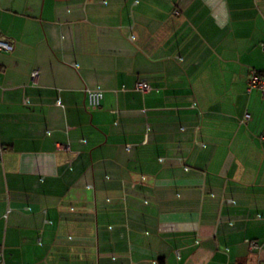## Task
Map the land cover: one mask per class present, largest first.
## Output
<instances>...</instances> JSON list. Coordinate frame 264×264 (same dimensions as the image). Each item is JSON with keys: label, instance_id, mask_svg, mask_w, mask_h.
Listing matches in <instances>:
<instances>
[{"label": "crops", "instance_id": "1", "mask_svg": "<svg viewBox=\"0 0 264 264\" xmlns=\"http://www.w3.org/2000/svg\"><path fill=\"white\" fill-rule=\"evenodd\" d=\"M0 33V264H264V0H0Z\"/></svg>", "mask_w": 264, "mask_h": 264}, {"label": "built area", "instance_id": "2", "mask_svg": "<svg viewBox=\"0 0 264 264\" xmlns=\"http://www.w3.org/2000/svg\"><path fill=\"white\" fill-rule=\"evenodd\" d=\"M262 51L264 52V45H261ZM13 51V45L0 33V53H11ZM37 71L31 73L30 80L35 84L37 79ZM153 88L145 81H138L135 84V90L141 93H146L151 91ZM252 90H257L261 96V99L264 101V70L262 71H250L247 75L246 80V91L250 92ZM84 96L86 104L89 108H98L101 105L102 100L104 99L103 91L98 88L94 89H84ZM58 105L59 102L57 101ZM249 119V115L245 114L243 117L244 121ZM260 139L264 141V134L260 136ZM3 151L0 149V161L2 159ZM258 249V245L255 242L248 243V251L254 252ZM3 260V253L0 247V263Z\"/></svg>", "mask_w": 264, "mask_h": 264}]
</instances>
